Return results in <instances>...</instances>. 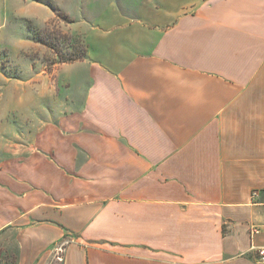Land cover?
<instances>
[{
  "label": "crops",
  "instance_id": "obj_1",
  "mask_svg": "<svg viewBox=\"0 0 264 264\" xmlns=\"http://www.w3.org/2000/svg\"><path fill=\"white\" fill-rule=\"evenodd\" d=\"M126 1L9 150L0 264H258L264 0Z\"/></svg>",
  "mask_w": 264,
  "mask_h": 264
},
{
  "label": "rangeland",
  "instance_id": "obj_2",
  "mask_svg": "<svg viewBox=\"0 0 264 264\" xmlns=\"http://www.w3.org/2000/svg\"><path fill=\"white\" fill-rule=\"evenodd\" d=\"M106 7L126 13L129 6L126 0H0V174L8 173L19 137L34 138L43 124L55 123L63 97L76 93L62 60L86 46Z\"/></svg>",
  "mask_w": 264,
  "mask_h": 264
},
{
  "label": "built area",
  "instance_id": "obj_3",
  "mask_svg": "<svg viewBox=\"0 0 264 264\" xmlns=\"http://www.w3.org/2000/svg\"><path fill=\"white\" fill-rule=\"evenodd\" d=\"M263 228H264V226H263ZM256 232H259V230H257ZM66 243H67V241L63 242V243H61L55 247V249L53 251V255L57 261L62 260V254H63L64 247H65ZM253 252L255 254V262L258 264H264V246L253 248Z\"/></svg>",
  "mask_w": 264,
  "mask_h": 264
},
{
  "label": "trees",
  "instance_id": "obj_4",
  "mask_svg": "<svg viewBox=\"0 0 264 264\" xmlns=\"http://www.w3.org/2000/svg\"><path fill=\"white\" fill-rule=\"evenodd\" d=\"M42 44L47 45V42L44 40H39ZM79 47V46H78ZM79 53L75 54L74 56H72L71 58H65L64 60H62V63H72V62H76V61H81L82 58L86 55L87 53V46H83V47H79ZM62 59V58H61Z\"/></svg>",
  "mask_w": 264,
  "mask_h": 264
}]
</instances>
